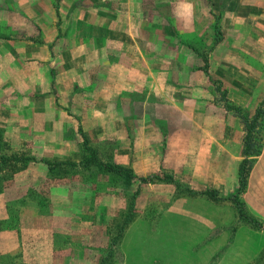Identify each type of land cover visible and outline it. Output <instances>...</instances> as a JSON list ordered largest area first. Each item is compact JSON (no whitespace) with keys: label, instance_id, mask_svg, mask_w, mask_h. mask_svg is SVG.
I'll use <instances>...</instances> for the list:
<instances>
[{"label":"rangeland","instance_id":"374dc122","mask_svg":"<svg viewBox=\"0 0 264 264\" xmlns=\"http://www.w3.org/2000/svg\"><path fill=\"white\" fill-rule=\"evenodd\" d=\"M76 1L0 0V10H11L8 14H13L16 27L25 28L24 33L36 32V21L40 26L45 25L46 40L50 41L46 43V59L51 81H56L58 74L51 58L61 57L71 48L69 42H73L69 26H73L74 19H70L69 12L86 6L84 0ZM124 4L125 8L120 7L122 11L129 8V3ZM135 4L141 6L142 15L136 16V21L140 17L143 27L148 29L156 25L164 29L167 24L175 29L174 34H159V39L171 36L174 52L188 54L189 64L185 71L191 75L197 76L199 70V73H210L209 65L204 62L210 60L215 45L226 38L222 30H217L221 23L231 30L242 28L232 40L240 47L245 45V28L249 26L244 16L245 4L237 16L222 18V21L221 16L208 20V11L213 10L210 0H142ZM88 5L94 8L105 3L97 0ZM257 5L261 8V16L252 19L254 27H250L254 37L262 40L264 11L260 3ZM105 7L115 8L113 3ZM130 7L133 8V3ZM27 12L35 17L28 18L24 14ZM54 28L59 31L57 50L52 46ZM12 35L14 40L20 39L15 32L8 36ZM144 36L153 35L146 33ZM35 37L36 33L33 40ZM240 52L245 54L244 50ZM68 75L62 74L66 79L62 80V96L56 89L57 83L51 88L49 93L54 96L51 105L58 106L57 110H52L57 112L46 115L40 129H28L14 113L5 115L15 124L12 130L5 128L10 125L0 124V192L6 186L8 189L6 207L0 214V241L7 237L9 229H13L14 234L6 238L5 245L7 251L14 248L0 252V264H264V222L257 210L243 199L257 158H252L254 163L245 190L239 193V182L233 193L213 192V198L205 194L212 192L210 190L194 189L191 178L186 175L179 177L164 172L142 179L143 182L138 178L139 181L127 186L121 178L100 172L95 165L77 169L58 166L54 171L49 170V164L63 162L83 166L91 157L86 146L92 145L102 162L116 154L117 139H109L103 142L107 145H101V130L92 133L86 129L85 114L78 116L70 112ZM211 89L214 97L209 98L210 105L222 107L220 116H226L228 121L229 101L224 97V86L211 84ZM59 101H63L62 104ZM218 112L215 109V113ZM243 112L251 122L256 116ZM239 121L245 130L241 117ZM254 134L256 149H264V112ZM93 141L95 144H91ZM14 157L31 160L24 162L17 173L13 169L17 161H4ZM133 202V221L121 242L112 247L117 228L129 214ZM18 241L20 246H17Z\"/></svg>","mask_w":264,"mask_h":264},{"label":"crops","instance_id":"0c3cea01","mask_svg":"<svg viewBox=\"0 0 264 264\" xmlns=\"http://www.w3.org/2000/svg\"><path fill=\"white\" fill-rule=\"evenodd\" d=\"M98 1L105 5L91 8L88 4L97 0H84L86 6L69 12L74 19L69 26L74 43L69 42L71 48L61 57L51 58L58 69L56 81H51L47 71L46 43L50 41L46 40L45 25L36 21V32L24 33L25 28L16 27L13 14H8L11 10H0V124L10 125L5 128L12 130L15 124L5 115L14 113L28 129H40L46 115L57 112L52 110L58 106L51 105V88L57 83L62 96V80H66L62 74H69L70 112L85 114L86 129L92 133L101 130V145L117 139L116 154L100 162L129 168L139 179L166 172L188 176L191 186L200 192L233 193L239 184L245 130L235 111H229L227 121L226 116H220L222 107L210 105L209 98L214 97L211 80L223 84L230 105L251 115L264 112V37L255 38L251 28L252 19L261 16L257 4L264 11V0H210L213 10L208 11V20L237 16L245 4L249 26L245 28V45L240 47L232 37L242 28L231 30L221 23L217 30L226 38L215 45L207 61L210 73L199 70L197 76L185 71L188 54L174 52L171 36L159 39V34H174L172 26L147 29L140 17L136 21L142 13L140 4L135 3L142 0ZM124 2L129 8L122 11ZM109 3L115 8H106ZM24 14L35 17L30 12ZM14 32L20 39L8 36ZM54 33L52 46L57 50V28ZM146 33L153 36L146 38ZM243 50L245 54L240 52ZM86 147L96 150L92 145ZM7 192V186L0 192V214L6 207ZM243 199L264 222V149L250 172ZM8 231L6 238H12L13 229ZM6 238L0 241L1 253L14 248L6 250Z\"/></svg>","mask_w":264,"mask_h":264},{"label":"trees","instance_id":"16d2710c","mask_svg":"<svg viewBox=\"0 0 264 264\" xmlns=\"http://www.w3.org/2000/svg\"><path fill=\"white\" fill-rule=\"evenodd\" d=\"M205 61H206V59H205ZM206 64H207V61H206ZM211 82L214 85L221 86V88L223 87V84L221 82L214 81V80H211ZM224 93H225L224 97L227 98V91L225 90ZM227 109L229 111H235L237 113V115L243 119L244 124H245L246 137L244 139V150H243L244 160L240 164V169H239V182H240L239 193H240L241 190H245V187L247 185V178H248L249 172L252 168V164L254 163L252 158H258L262 153L263 148H261L260 150L256 149L257 144H256V140H255L256 136L254 134V131H255L256 127L258 126L260 115L263 112L261 110H259L251 122L248 120V118L246 116L244 117V114L240 108H237V107L230 105L229 102L227 104ZM86 148L89 151L91 157L89 159L88 158L86 159L83 166L68 163V162H63V163H59L57 165L49 164L48 165L49 170L54 171L58 166L71 167V168L77 169L79 167L89 168L91 165H95V167L98 171L108 172L109 174H112L115 177L121 178L122 180H124V183H126L127 186H132L134 181H139L131 169L123 167V166H119L116 164L102 163L96 157V152L94 150L90 149L89 147H86ZM30 160H31L30 158H25V157H14L11 159H4V161H17L16 165H14L15 167L13 168L15 170V172L21 171L23 166H24V162L30 161ZM60 169L66 170L65 168H60ZM140 182H143V180L141 179ZM205 194L210 196V198L214 197L213 192H206ZM134 206H135V202L132 203L131 208L129 210V214L125 217L123 223L118 226L116 236L113 237V239H112V244H111L112 247L116 246L117 244H119L121 242V239H122L126 229L130 225V223L133 221ZM112 253L113 252H111L109 254V258L111 257Z\"/></svg>","mask_w":264,"mask_h":264}]
</instances>
